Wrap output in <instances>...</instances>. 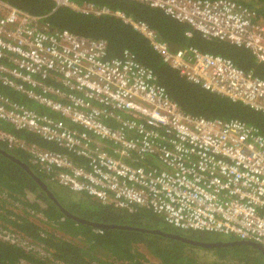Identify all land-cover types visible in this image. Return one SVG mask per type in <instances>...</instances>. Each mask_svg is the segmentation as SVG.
<instances>
[{"label": "built area", "instance_id": "built-area-1", "mask_svg": "<svg viewBox=\"0 0 264 264\" xmlns=\"http://www.w3.org/2000/svg\"><path fill=\"white\" fill-rule=\"evenodd\" d=\"M51 1L52 11L120 18L186 82L264 116V79L231 60L171 47L121 13ZM126 1L184 25L185 37L196 33L225 43L264 66V23L234 1ZM41 19L0 1V85L47 113L0 95V123L12 130H0V140L27 153L30 164L71 193L118 210L146 208L172 229L229 237L264 251V136L238 120L183 112L129 51L108 58L104 41L47 30ZM14 132L76 155L83 166L62 152L28 145ZM7 236L0 240L9 242Z\"/></svg>", "mask_w": 264, "mask_h": 264}, {"label": "trees", "instance_id": "trees-1", "mask_svg": "<svg viewBox=\"0 0 264 264\" xmlns=\"http://www.w3.org/2000/svg\"><path fill=\"white\" fill-rule=\"evenodd\" d=\"M0 1L32 16L42 17L40 23L47 30H65L83 38L104 41L108 58H117L123 51H129L140 65L154 73L159 85L183 112L208 119L238 120L264 136V116L186 82L160 60L144 37L120 18L83 15L66 7L52 11L54 4L51 0ZM70 1L76 5L92 4L112 13H121L134 22L146 24L171 47L195 48L202 53L227 58L242 70L264 79V66L256 65L247 52L225 43L205 41L196 33L185 37L187 27L158 11L126 0ZM231 1L249 9L256 21L264 23V0ZM0 95L38 113L47 114L23 96L1 85ZM0 130L12 133L9 127L1 123ZM14 133L18 140L28 145L62 152L37 136L25 132ZM62 153L73 163L83 166L84 160L78 156ZM51 178L52 173H45L30 164L27 153L9 149L8 144L0 140V227L27 240L30 247L0 240V264H262V253L254 245L212 233L172 229L146 208L125 211L99 206L84 194L74 196L52 182ZM34 179L46 187L57 204ZM63 210L88 223L144 231L97 229L68 217ZM197 243L225 246L202 248L194 245ZM37 247L41 252L34 250Z\"/></svg>", "mask_w": 264, "mask_h": 264}, {"label": "water", "instance_id": "water-1", "mask_svg": "<svg viewBox=\"0 0 264 264\" xmlns=\"http://www.w3.org/2000/svg\"><path fill=\"white\" fill-rule=\"evenodd\" d=\"M3 153V152H1ZM5 154V153H4ZM6 156H8L7 154H5ZM12 160H14L12 157H11ZM15 161V160H14ZM16 162V161H15ZM22 167L27 171V169L22 165ZM28 172V171H27ZM38 186L46 193V195L52 199L54 201V203H56V200L53 198V196L50 194V192L46 189V187L44 185H42V183L38 182V180L34 179ZM57 204V203H56ZM64 212V211H63ZM68 217H71L70 215H68L67 213H65ZM77 220V222L79 223H84V224H87V225H91L93 227H96L97 229H120V228H126V229H130V230H140V229H132V228H129V227H119V226H108V225H101V224H95V223H88V222H85V221H82L81 219H75ZM140 231H144V230H140ZM156 233V232H154ZM157 234H160L159 232H157ZM166 237H169L171 239H178V240H182L183 242H186V243H192V242H189L188 240L186 239H180L178 237H175V236H167ZM244 244V243H242ZM194 245H199L201 246L202 248H217V247H221V246H225V245H221V244H200V243H197V244H194ZM256 246V245H255ZM262 253V256H263V261H262V264H264V251L262 250V248L260 246H256Z\"/></svg>", "mask_w": 264, "mask_h": 264}, {"label": "rangeland", "instance_id": "rangeland-1", "mask_svg": "<svg viewBox=\"0 0 264 264\" xmlns=\"http://www.w3.org/2000/svg\"><path fill=\"white\" fill-rule=\"evenodd\" d=\"M0 230H2V228L0 227ZM6 230H2V231H0V236L5 232ZM7 234H8V236H7V239L9 238L10 240H12V241H10L9 239V242H11V243H15V244H18V245H23V246H26L27 244L26 243H28V241L27 240H21V239H17L18 237L16 236V235H14V234H11V233H9V231H7ZM35 250H39L38 248H34ZM40 251V250H39ZM41 252V251H40Z\"/></svg>", "mask_w": 264, "mask_h": 264}, {"label": "flooded vegetation", "instance_id": "flooded-vegetation-1", "mask_svg": "<svg viewBox=\"0 0 264 264\" xmlns=\"http://www.w3.org/2000/svg\"><path fill=\"white\" fill-rule=\"evenodd\" d=\"M223 98V97H222ZM43 185V184H42ZM51 194V193H50ZM73 194H75V193H73ZM52 195V194H51ZM76 195H79V194H75L74 196H76ZM83 195V194H82ZM84 196H86L90 201H92V202H95L90 196H88V195H85L84 194ZM54 198V197H53ZM96 204H98L99 206H102L101 204H99V203H97V202H95ZM64 211V213H67L68 215H70L71 216V218H73V219H79V218H77V217H75V216H73V215H71V214H69L68 212H66L65 210H63ZM77 221V220H76Z\"/></svg>", "mask_w": 264, "mask_h": 264}, {"label": "clouds", "instance_id": "clouds-1", "mask_svg": "<svg viewBox=\"0 0 264 264\" xmlns=\"http://www.w3.org/2000/svg\"><path fill=\"white\" fill-rule=\"evenodd\" d=\"M239 242V241H238ZM240 243H244V242H240ZM245 244H249V243H245ZM251 245H253V244H251ZM255 246V245H254ZM257 246V245H256Z\"/></svg>", "mask_w": 264, "mask_h": 264}, {"label": "bare ground", "instance_id": "bare-ground-1", "mask_svg": "<svg viewBox=\"0 0 264 264\" xmlns=\"http://www.w3.org/2000/svg\"><path fill=\"white\" fill-rule=\"evenodd\" d=\"M156 165V163H154ZM177 240V239H176Z\"/></svg>", "mask_w": 264, "mask_h": 264}]
</instances>
